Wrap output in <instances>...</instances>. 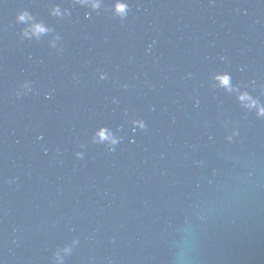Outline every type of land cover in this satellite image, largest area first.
<instances>
[{
	"label": "water",
	"instance_id": "1",
	"mask_svg": "<svg viewBox=\"0 0 264 264\" xmlns=\"http://www.w3.org/2000/svg\"><path fill=\"white\" fill-rule=\"evenodd\" d=\"M115 2L0 0V264H264V0Z\"/></svg>",
	"mask_w": 264,
	"mask_h": 264
},
{
	"label": "clouds",
	"instance_id": "2",
	"mask_svg": "<svg viewBox=\"0 0 264 264\" xmlns=\"http://www.w3.org/2000/svg\"><path fill=\"white\" fill-rule=\"evenodd\" d=\"M77 3L79 4H83L88 6L91 9H97L99 7V0H76ZM127 10V5H125L124 3L121 2V0H116V2L113 4V12L116 16L120 17L121 19L127 14L126 12ZM52 14L54 15H60V10L58 8H56L55 6L52 8ZM26 14L25 13H21L18 16V19L23 21L25 19ZM31 33L33 35H37L39 33H43L45 31H47V29H45L44 27H42L41 25H33L32 28L30 29ZM25 35H28V32L26 31L24 33ZM216 79L219 81V83L221 85L227 86L228 84V77L227 75H219L216 77ZM241 99H244L246 97L241 96ZM257 114L258 115H264V109H257ZM134 124H136L138 127L143 128L144 124L142 121L139 120H134L133 121ZM97 137L98 139H108L109 142L111 144H115L117 141L112 138L110 135H107L104 130H100L97 133ZM232 136H227L226 139L231 140ZM76 156L79 158L80 154L76 153Z\"/></svg>",
	"mask_w": 264,
	"mask_h": 264
}]
</instances>
